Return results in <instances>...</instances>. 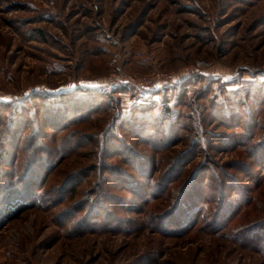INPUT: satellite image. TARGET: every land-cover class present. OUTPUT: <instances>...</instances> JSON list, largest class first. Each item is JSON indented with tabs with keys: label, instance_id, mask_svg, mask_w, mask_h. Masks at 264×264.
<instances>
[{
	"label": "rangeland",
	"instance_id": "rangeland-1",
	"mask_svg": "<svg viewBox=\"0 0 264 264\" xmlns=\"http://www.w3.org/2000/svg\"><path fill=\"white\" fill-rule=\"evenodd\" d=\"M14 173L0 264H264V0H0Z\"/></svg>",
	"mask_w": 264,
	"mask_h": 264
},
{
	"label": "trees",
	"instance_id": "trees-1",
	"mask_svg": "<svg viewBox=\"0 0 264 264\" xmlns=\"http://www.w3.org/2000/svg\"><path fill=\"white\" fill-rule=\"evenodd\" d=\"M75 92V90H71V91H68V92H65V93H61V95L62 94H64V96L66 95V96H70V95H72L73 93ZM78 92V91H77ZM77 92H75L76 94H78ZM79 92H82V94L81 95H85L87 92H89V93H96L95 95H98V93H99V91H97V90H90V89H79ZM43 95H47L48 96V94H43ZM60 95V96H61ZM79 96V95H78ZM57 96H54V98H56ZM71 97V96H70ZM79 97H81V96H79ZM57 98H59V95H58V97ZM24 100H27V99H24ZM29 100V99H28ZM157 103H158V101L156 100V99H150V100H148L147 102H142V103H138V104H135L134 105V109H136V108H138L139 110H141L142 111V109H144L145 107H147V108H150V109H152L154 112H161V116H160V120L162 119V113H164V114H166L167 115V101H164V104L162 105V107L160 106V108L158 107V105H157ZM9 104H11V103H9ZM8 104V105H9ZM158 104H160V103H158ZM2 105H7V103L6 104H2ZM152 105V106H151ZM10 106V109L15 113V112H18L20 109L22 110V107H21V104H19V103H17V104H13L12 106L11 105H9ZM52 106H54L55 108H57V105L56 104H53ZM20 110V111H21ZM20 111H19V113H20ZM140 111V112H141ZM14 115H16V113L14 114ZM16 116H18V115H16ZM16 121H14V123H15ZM159 123L161 124V121H159ZM167 126V125H166ZM38 158V157H37ZM36 158V159H37ZM41 165H40V172L41 171H43L45 168H47L46 166V164H49V163H47V162H42V163H40ZM33 165V164H32ZM49 167V166H48ZM16 175H17V173H14L13 175H7V178H9V180H5L6 182H4V180L3 181H0V205H2V203L1 202H3V200H5V201H7V199H12V198H15V197H22L21 199H28V200H32L33 199V201L34 200H36L37 199V197L36 196H34V192L33 191H31V189H30V180H28L27 181V185H25V183H23V184H21L20 186H18V185H15V184H13V183H15L13 180H15L14 179V177H16ZM34 175V174H33ZM27 178L29 177V176H26ZM13 182V183H12ZM17 184V183H16ZM151 184H153V183H151ZM6 186H10L11 188H8V187H6ZM152 186V185H151ZM8 188V189H6L5 191H4V193H2V188ZM19 188V189H18ZM156 188H157V186H156ZM35 193H36V191H35ZM37 193H40L39 191L37 192ZM19 194V195H18ZM149 194V193H148ZM147 194V198L149 197L150 198V195H148ZM38 200V199H37ZM102 207V206H101ZM101 207H97V208H101ZM174 212H175V210H173V211H170V212H167V214L165 215V220H168V221H170L171 219L174 221V219H173V216H174ZM177 220V219H176ZM160 222H161V220H160ZM162 223V222H161ZM162 230H164V229H161V231ZM260 231H255L254 233H253V237L254 238H251L253 241H256V245L257 246H260L259 247V249L264 253V245H262V244H264V234L263 235H261L260 233H259ZM232 235H233V237L236 239V240H238V239H240L239 237H241L240 236V234H238L237 232H232Z\"/></svg>",
	"mask_w": 264,
	"mask_h": 264
},
{
	"label": "built area",
	"instance_id": "built-area-1",
	"mask_svg": "<svg viewBox=\"0 0 264 264\" xmlns=\"http://www.w3.org/2000/svg\"><path fill=\"white\" fill-rule=\"evenodd\" d=\"M121 82L123 84H129L132 87L138 89H147L150 88L152 90H158L162 88L165 84H170L173 82V78L170 74L163 73H155L150 77H136L131 75H126L124 77H120ZM149 90V89H148Z\"/></svg>",
	"mask_w": 264,
	"mask_h": 264
}]
</instances>
